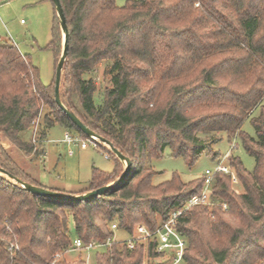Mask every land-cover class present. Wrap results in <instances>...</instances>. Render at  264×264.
I'll return each instance as SVG.
<instances>
[{"label":"trees","instance_id":"1","mask_svg":"<svg viewBox=\"0 0 264 264\" xmlns=\"http://www.w3.org/2000/svg\"><path fill=\"white\" fill-rule=\"evenodd\" d=\"M61 3L69 33L61 100L86 126L130 157L132 168L118 187L82 202L38 196L0 174V264H50L56 253L63 256L71 245L70 218L75 236L86 243L106 241L113 235V222L128 233L137 224L154 230L202 192L205 175L184 182L174 173L154 184L157 172L151 160L169 147L192 166L204 152L212 154L222 132L229 140L240 137L255 167L248 170L239 156L229 153L231 172L214 175L212 204L194 205L179 216L176 228L187 240L180 264H264V0ZM48 47L57 67L62 32L55 5ZM105 60L112 61L107 71L111 86L97 103V83L85 75ZM56 67L53 80L44 84L28 56L12 43H0V135L27 155L42 154L32 139H24L39 117L41 139L56 124L89 139L56 102ZM43 106L49 110L42 114ZM249 118L253 136L242 128ZM98 147L114 159L115 167L111 172L95 168L86 191L122 173L117 156L104 145ZM219 157V151L212 154L215 161ZM0 167L43 186L2 146ZM234 177L244 192L235 190ZM230 218L237 225L229 223ZM226 229L227 244L211 246L206 232L218 238ZM93 259L92 264H168L153 243L147 249L143 243L133 249L112 243L106 251L95 252ZM84 262L80 257L57 264Z\"/></svg>","mask_w":264,"mask_h":264},{"label":"rangeland","instance_id":"2","mask_svg":"<svg viewBox=\"0 0 264 264\" xmlns=\"http://www.w3.org/2000/svg\"><path fill=\"white\" fill-rule=\"evenodd\" d=\"M126 2L127 0H116L118 6H123ZM53 21L54 5L51 0H0V43H12L23 55L28 56L31 62L38 67L40 79L44 84H49L55 75L57 59L52 49L48 47L52 40ZM111 64V60L102 61L96 71L85 75L86 78L91 77L97 83L98 90L95 96L97 103L102 100L103 90L111 86V76L107 72ZM41 109L42 114L49 110L48 106H43ZM38 127L37 130L32 128L26 131L24 139L35 140L33 142L36 143L38 152L40 151L39 153L42 154L27 155L18 147L11 146L9 140L3 135H0V146L7 148L22 170L41 185L60 192L82 194L87 192L95 168L105 172L113 171L114 159L109 157L105 150L94 146L88 139H85L88 145L86 148H82L80 142L70 145L62 142L64 134L68 130L59 124L51 127L46 137L41 139ZM242 128L249 135H255L251 118L244 122ZM69 133L81 138L74 131L69 130ZM200 137L205 140L209 139L203 135ZM221 137L220 141L212 145L211 153L219 151L220 156L228 152L237 155L241 158L245 168L252 171L255 167V159L246 151L240 137L229 140L225 132L221 133ZM231 142H234L236 146L230 151ZM212 154L206 151L192 166H188L183 157L174 156L170 148L167 147L161 157L151 160L150 164L157 172L153 176L152 182L154 184L165 182L174 173H178L184 182L198 178L205 169L215 165L216 161L212 158ZM123 169L122 166V172ZM233 187L240 193L244 192L243 186L235 177L233 178ZM228 222L237 225V221L233 218L228 219ZM233 225L231 226L235 227ZM69 228L72 239L75 237L72 218L69 220ZM221 231L222 234L218 238L212 237L206 232L211 246L220 247L227 244V235L230 230ZM115 235L117 238L126 237L127 232L118 229L115 231ZM63 254L57 258L59 262L72 263L80 257L86 259L87 256L84 252ZM89 255L91 256L90 261L93 262L95 251L93 250ZM55 258L54 255L53 260Z\"/></svg>","mask_w":264,"mask_h":264},{"label":"built area","instance_id":"3","mask_svg":"<svg viewBox=\"0 0 264 264\" xmlns=\"http://www.w3.org/2000/svg\"><path fill=\"white\" fill-rule=\"evenodd\" d=\"M39 119L37 118L34 121V129L37 130V123ZM90 142L94 144V146H98L96 142L88 139ZM35 141V140H33ZM86 140L80 137H75L69 133V130L65 132L64 138L62 142L67 144H72L76 142H80V146L82 148H86L88 145L85 142ZM236 146L234 142H231L230 151ZM71 152V151H70ZM228 153L219 157L216 160V163L213 167L205 169L203 175H205V184L202 192L198 195L192 196L187 204L171 213L170 217L161 221L159 225L154 229L148 228L144 224H137L133 233H128L126 237L117 238L115 235V231L118 230V225L116 222L110 224V230L113 235H111L106 241L98 242V241H90L88 243L84 242L81 238L75 236L71 239V245L65 249V253L70 252H84L86 253V259H84V264H92L90 252L93 250L95 252L98 251H106V249L112 243H118L121 245H125L129 249H133L137 243H143L146 247L153 243L155 251L165 256L168 260V264H180L184 259V253L187 248V240L186 238L177 230L176 224L180 215L184 213V211L188 210L194 205L198 204H212V184L214 180V175L219 172L230 173L231 167L227 164ZM225 206V205H224ZM13 249H17L16 244H11ZM56 258L51 262V264H57V258L61 256V254L56 253Z\"/></svg>","mask_w":264,"mask_h":264},{"label":"water","instance_id":"4","mask_svg":"<svg viewBox=\"0 0 264 264\" xmlns=\"http://www.w3.org/2000/svg\"><path fill=\"white\" fill-rule=\"evenodd\" d=\"M57 16L61 23V31H62V52L58 61V65L56 67V78H55V99L59 107L67 114V116L70 118V120L85 134L90 140H93L97 144L104 145L109 148V150L117 156V158L122 162L123 164V172L120 175L118 179H116L114 182L108 183L104 186H101L97 189L89 190L82 194H70L65 192L56 191L53 189H49L40 185H36L30 182H27L21 178L15 177L12 174L8 173L6 170L0 167V174L12 182L18 184L19 186L27 189L28 191L32 192L33 194H36L38 196L53 198V199H60V200H67V201H75V202H82V201H89L92 199H95L97 196L105 194L109 190L115 189L120 184H122L125 179L129 176L132 168V160L130 157L124 155L118 148L114 146V144L98 135L95 131H93L91 128L85 125V123L61 100L60 95V86H61V79H62V73H63V67L65 60L68 55V26H67V20L64 13V9L61 3V0H52Z\"/></svg>","mask_w":264,"mask_h":264}]
</instances>
